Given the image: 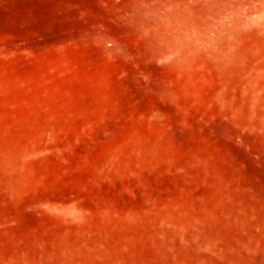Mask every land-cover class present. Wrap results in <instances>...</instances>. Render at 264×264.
<instances>
[{
  "label": "rangeland",
  "instance_id": "374dc122",
  "mask_svg": "<svg viewBox=\"0 0 264 264\" xmlns=\"http://www.w3.org/2000/svg\"><path fill=\"white\" fill-rule=\"evenodd\" d=\"M0 264H264V0H0Z\"/></svg>",
  "mask_w": 264,
  "mask_h": 264
},
{
  "label": "clouds",
  "instance_id": "9594fccd",
  "mask_svg": "<svg viewBox=\"0 0 264 264\" xmlns=\"http://www.w3.org/2000/svg\"><path fill=\"white\" fill-rule=\"evenodd\" d=\"M207 46H211V36L208 38V44Z\"/></svg>",
  "mask_w": 264,
  "mask_h": 264
}]
</instances>
